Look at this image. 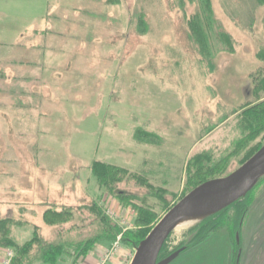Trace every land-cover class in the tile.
<instances>
[{
	"label": "rangeland",
	"instance_id": "rangeland-1",
	"mask_svg": "<svg viewBox=\"0 0 264 264\" xmlns=\"http://www.w3.org/2000/svg\"><path fill=\"white\" fill-rule=\"evenodd\" d=\"M180 1L54 0L36 32L0 23V220L13 221L20 243L34 235L74 244L96 237L103 227L91 209L100 205L122 229L121 246L125 232H136L137 206L162 218V205L185 194L195 155L202 154L191 169L197 180L202 158V175L215 174L209 180L242 166L246 151L236 147L248 135L242 108L264 100L263 0H212L220 32L235 49L222 52L217 32L213 69L188 27L197 8ZM44 2L0 4V15L23 11V3L35 4L37 15ZM258 139L254 145L264 141ZM95 161L138 174L152 187L126 180L112 188L124 201L105 194L91 171ZM245 203L243 219L229 210L218 232L171 264H264V178ZM48 210L64 216L48 225ZM202 221L179 227L168 253L187 248L190 230ZM99 250L86 259L72 251L58 264H99L107 252Z\"/></svg>",
	"mask_w": 264,
	"mask_h": 264
},
{
	"label": "trees",
	"instance_id": "trees-1",
	"mask_svg": "<svg viewBox=\"0 0 264 264\" xmlns=\"http://www.w3.org/2000/svg\"><path fill=\"white\" fill-rule=\"evenodd\" d=\"M187 1L197 8L196 14H194L188 22L190 34L194 43L197 45L199 56H201L204 62L207 63L209 68L211 67L213 69V60L216 53H214L216 49V43L214 41L216 33L219 32L217 34L220 35V42L224 43L225 45V49L222 52L234 53L235 49L233 41L231 37L226 34V32H220L221 28L215 19L212 0ZM180 2H182L183 6L185 0ZM257 2L259 3V0H257ZM262 2L264 3V0ZM258 58L261 62H264V51L259 53ZM261 87H264V81L260 83L259 88ZM240 118L241 127L244 128L243 130H245L248 134L243 136L242 140L238 142L236 146L237 149L243 146L242 150L245 149L244 151H246V154L244 153L242 157L243 163L241 165H243L264 146V141L262 142L259 140L261 137L262 140H264V100L256 99L255 102L243 107ZM140 134H143L141 130L137 132L138 139L142 138ZM145 136L150 138L152 134L146 133ZM257 139L259 141H257V144L254 145ZM145 142L147 141L145 140ZM200 157H202V154L195 155L194 158L190 159L191 161L189 160L190 164L185 170V175L188 181L186 186L189 188L186 190L185 194L180 198V200L195 188L208 182L209 179L214 178L215 174L208 172H206L205 175H202L203 171L206 170V161L204 158H202L200 165L203 171L201 174L199 173L200 179L198 178L197 180L198 174L195 175V172H193L191 169H196L195 163ZM192 163H194V167ZM91 171L103 193L110 195L114 194L121 201L126 199V195H124L122 192L116 193L114 189H112L115 184L123 183L126 180H132L136 181L141 187H146L148 190H150L152 187L145 180L139 178L138 174H131L127 169L117 167L106 162L95 161L92 164ZM222 173L223 171H220L218 175ZM254 189L252 191H254ZM249 194L220 213L203 220L198 226L190 230L189 233L193 234V239L191 243H189V247L187 246V248L184 249H181L182 247H180L179 249L186 251L191 247H195L203 243L209 237V235L213 234L214 232H218L224 225L225 215L231 209L236 210V212L239 214V217L243 219L244 215L248 211V205H246L245 200ZM180 200L170 205H162V209H164L163 214H166ZM91 210L96 213L103 227L102 233L98 234L96 237L88 239L87 241H82L76 244L60 243V241L47 242L43 238L36 235H34L32 239L20 243L17 239V234L14 229L16 225H14L13 221L11 219L0 220V257L1 251L9 249L14 252V258L11 264H58L59 261L72 256V251L77 254L78 257L86 259L89 256L91 257L92 251H94L96 248L104 250L110 248L117 241V237L122 233V229L107 219L108 217L105 216L103 206L94 205L93 209ZM135 211L138 214L135 220L136 232L129 230L122 235V245L130 248L132 251L139 246V244L147 237L153 227L160 221L159 219H161L158 216V213H156L152 207L148 205L137 206ZM51 214H55L56 219L50 217ZM62 215L63 214L61 212L57 213L53 210H48L45 211L43 218L48 225L53 226L54 224H57L61 221L63 218ZM49 218L52 223L49 221ZM53 219L55 221H53ZM239 224L240 223H236V227ZM169 238L161 250L159 261L168 258L170 255L179 250L176 249V251L174 250L173 252L168 253L167 243ZM236 246L238 248L239 244H236Z\"/></svg>",
	"mask_w": 264,
	"mask_h": 264
},
{
	"label": "water",
	"instance_id": "water-1",
	"mask_svg": "<svg viewBox=\"0 0 264 264\" xmlns=\"http://www.w3.org/2000/svg\"><path fill=\"white\" fill-rule=\"evenodd\" d=\"M263 178L264 146L228 177L200 185L175 204L135 249L130 264H171L182 250L161 261L159 255L172 233L184 222L202 221L227 209L247 196ZM240 255L239 252V258Z\"/></svg>",
	"mask_w": 264,
	"mask_h": 264
},
{
	"label": "crops",
	"instance_id": "crops-1",
	"mask_svg": "<svg viewBox=\"0 0 264 264\" xmlns=\"http://www.w3.org/2000/svg\"><path fill=\"white\" fill-rule=\"evenodd\" d=\"M18 1L19 0H12V1L0 0V4L9 5V3H10V5H14L16 8H18ZM23 1L24 0H22V2ZM53 1L54 0H45V2L41 5V8L39 9V12H38L39 14H37V15H36L35 4L33 6L32 3H30L31 5L29 3H27V4L23 3V6H22L24 8L23 11L18 9V12L16 11L15 14L10 13V12H9V14L2 13L0 15V23L3 24L7 21L12 26V28H16L17 30H19V28H18L19 25L24 26L25 24H27L25 31L36 32L37 30H39L45 26L44 20H45L46 14H48L47 4L52 5ZM56 1H58V0H56ZM52 7H54V6H52ZM26 8H28V11ZM2 30H0V31H2ZM44 213H43V215H44ZM16 234H18V233L16 232ZM17 239H18V237H17ZM103 250L104 249H100L99 252L103 251ZM131 251L132 250L130 248L121 245L119 250L115 254L114 258H112L111 264H129L128 261L132 257Z\"/></svg>",
	"mask_w": 264,
	"mask_h": 264
},
{
	"label": "built area",
	"instance_id": "built-area-1",
	"mask_svg": "<svg viewBox=\"0 0 264 264\" xmlns=\"http://www.w3.org/2000/svg\"><path fill=\"white\" fill-rule=\"evenodd\" d=\"M117 245L118 244H116L114 246V249H112L111 251H109L106 254H104V256L102 257V259H101L99 264H106L110 260V258L112 257L113 252L116 251L117 248H118ZM12 258H13V253L12 252H7L6 257L2 261V264H10Z\"/></svg>",
	"mask_w": 264,
	"mask_h": 264
},
{
	"label": "bare ground",
	"instance_id": "bare-ground-1",
	"mask_svg": "<svg viewBox=\"0 0 264 264\" xmlns=\"http://www.w3.org/2000/svg\"><path fill=\"white\" fill-rule=\"evenodd\" d=\"M192 222H193L192 220H190L188 222H184L180 227L190 225Z\"/></svg>",
	"mask_w": 264,
	"mask_h": 264
}]
</instances>
